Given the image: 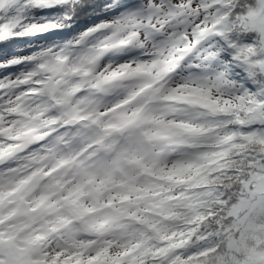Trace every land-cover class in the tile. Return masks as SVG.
<instances>
[{
    "label": "snow or ice",
    "instance_id": "snow-or-ice-1",
    "mask_svg": "<svg viewBox=\"0 0 264 264\" xmlns=\"http://www.w3.org/2000/svg\"><path fill=\"white\" fill-rule=\"evenodd\" d=\"M0 264H264V0H0Z\"/></svg>",
    "mask_w": 264,
    "mask_h": 264
},
{
    "label": "trees",
    "instance_id": "trees-1",
    "mask_svg": "<svg viewBox=\"0 0 264 264\" xmlns=\"http://www.w3.org/2000/svg\"><path fill=\"white\" fill-rule=\"evenodd\" d=\"M84 20H87L88 19V16H83L82 17Z\"/></svg>",
    "mask_w": 264,
    "mask_h": 264
}]
</instances>
